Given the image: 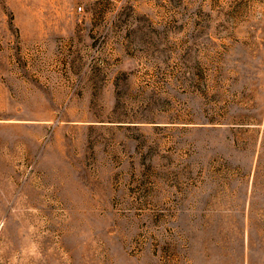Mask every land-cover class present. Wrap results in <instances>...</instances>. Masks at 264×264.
<instances>
[{
  "label": "rangeland",
  "instance_id": "rangeland-1",
  "mask_svg": "<svg viewBox=\"0 0 264 264\" xmlns=\"http://www.w3.org/2000/svg\"><path fill=\"white\" fill-rule=\"evenodd\" d=\"M0 264H264V0H0Z\"/></svg>",
  "mask_w": 264,
  "mask_h": 264
}]
</instances>
